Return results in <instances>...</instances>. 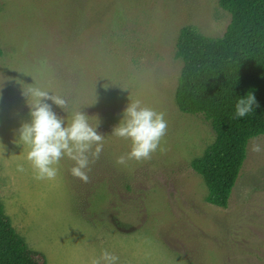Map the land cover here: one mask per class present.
<instances>
[{
	"label": "rangeland",
	"instance_id": "rangeland-1",
	"mask_svg": "<svg viewBox=\"0 0 264 264\" xmlns=\"http://www.w3.org/2000/svg\"><path fill=\"white\" fill-rule=\"evenodd\" d=\"M230 22L219 0H0V200L47 264H91L104 250L117 264H264V134L249 140L228 206L211 204L191 162L215 132L176 101L181 29L220 37ZM32 89L68 102L70 113L47 101L65 124L77 110L99 121L88 183L67 156L55 179H35L19 138ZM130 99L168 127L151 159L120 165L131 141L112 133Z\"/></svg>",
	"mask_w": 264,
	"mask_h": 264
},
{
	"label": "trees",
	"instance_id": "trees-1",
	"mask_svg": "<svg viewBox=\"0 0 264 264\" xmlns=\"http://www.w3.org/2000/svg\"><path fill=\"white\" fill-rule=\"evenodd\" d=\"M219 2L231 13L222 36H208L192 25L181 29L175 55L183 68L176 101L183 112L203 114L215 132V140L191 165L205 180L207 201L227 207L249 140L264 134V0ZM249 92L259 106L237 118L235 104ZM0 264H47L45 254L16 231L1 200Z\"/></svg>",
	"mask_w": 264,
	"mask_h": 264
},
{
	"label": "clouds",
	"instance_id": "clouds-1",
	"mask_svg": "<svg viewBox=\"0 0 264 264\" xmlns=\"http://www.w3.org/2000/svg\"><path fill=\"white\" fill-rule=\"evenodd\" d=\"M30 94L34 101L30 104L31 122L20 129L19 138L28 146L26 159L30 162L37 180H52L58 174L60 160L67 156L74 161L71 174L89 182L87 171L90 164L98 159L103 151L104 136L96 130L99 121L93 126L89 116L77 110L71 112V120L65 124L64 119L53 111L52 104L70 113L68 102L57 95H49L47 90L32 89ZM27 95V94H25ZM258 102L253 93L240 97L235 104V116L244 118L253 114ZM167 121L164 113L144 106L139 99L132 101L124 108L120 123L113 128L112 135L130 140L131 150L127 156L117 158V164L124 165L127 160L142 162L151 156L160 146L167 133ZM250 151H262L260 143L255 140ZM23 171V167L18 169ZM119 257L104 250L99 258H93L91 264H117Z\"/></svg>",
	"mask_w": 264,
	"mask_h": 264
}]
</instances>
